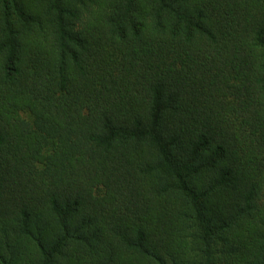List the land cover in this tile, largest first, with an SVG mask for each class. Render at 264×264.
I'll return each instance as SVG.
<instances>
[{"label":"trees","instance_id":"obj_1","mask_svg":"<svg viewBox=\"0 0 264 264\" xmlns=\"http://www.w3.org/2000/svg\"><path fill=\"white\" fill-rule=\"evenodd\" d=\"M0 264H264V0H0Z\"/></svg>","mask_w":264,"mask_h":264}]
</instances>
